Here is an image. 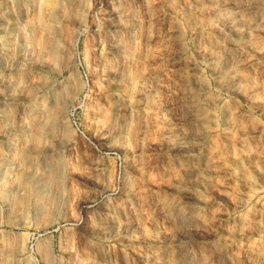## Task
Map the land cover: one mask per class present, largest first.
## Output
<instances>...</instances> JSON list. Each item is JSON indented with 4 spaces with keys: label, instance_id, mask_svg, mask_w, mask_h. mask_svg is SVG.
Segmentation results:
<instances>
[{
    "label": "rangeland",
    "instance_id": "obj_1",
    "mask_svg": "<svg viewBox=\"0 0 264 264\" xmlns=\"http://www.w3.org/2000/svg\"><path fill=\"white\" fill-rule=\"evenodd\" d=\"M0 264H264V0H0Z\"/></svg>",
    "mask_w": 264,
    "mask_h": 264
}]
</instances>
